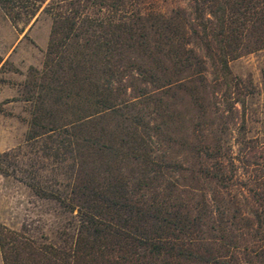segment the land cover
Wrapping results in <instances>:
<instances>
[{
  "label": "trees",
  "instance_id": "1",
  "mask_svg": "<svg viewBox=\"0 0 264 264\" xmlns=\"http://www.w3.org/2000/svg\"><path fill=\"white\" fill-rule=\"evenodd\" d=\"M20 1L24 0H0L14 22ZM45 1L28 0V20ZM201 1L193 0L195 12L202 8ZM212 1L222 14H241L253 10L256 2L264 3ZM123 4L122 0H49L44 6L52 26L43 69L35 72L43 83L25 140L53 139L57 150L70 154L73 175L63 187L29 184L36 195L76 211V225L56 244L37 242L0 225L3 264H264V233L249 251L239 245L236 230L251 228L249 218L220 207L222 200L201 183L203 170L158 165L149 124L137 113L122 112L118 58L127 44L144 43L143 49L147 48L142 21L148 19L139 12L121 13ZM93 7L100 16L91 14ZM176 15L180 12L154 17L155 51L173 55L186 66L190 72L183 79L201 78V61L193 49L175 42L182 37L174 27ZM147 73L138 71L153 84V75ZM28 83L34 85V79ZM112 116L123 119L110 127L104 119ZM8 154H0V172ZM131 159L137 165H122ZM211 170L205 174L214 179L219 169ZM256 202L259 234L264 232V192L258 193Z\"/></svg>",
  "mask_w": 264,
  "mask_h": 264
},
{
  "label": "rangeland",
  "instance_id": "2",
  "mask_svg": "<svg viewBox=\"0 0 264 264\" xmlns=\"http://www.w3.org/2000/svg\"><path fill=\"white\" fill-rule=\"evenodd\" d=\"M48 1L29 20L28 0L20 1L15 22L0 3V154L9 153L0 172V225L37 242L56 244L74 229L76 211L36 195L29 183L63 187L73 175L71 157L57 150L53 139L25 140L43 83L35 72L43 69L50 38L52 17L44 10ZM122 1L121 13L139 12L148 18L142 21L147 48L144 43L127 44L118 58L122 112L137 113L149 124L158 165L203 170L201 183L222 200L220 207L249 218L252 227L236 233L239 245L253 249L264 233H256L254 221L260 211L258 193L264 192V3L256 2L254 11L222 14L212 0L201 1L198 12L193 0ZM175 11L180 15L174 27L182 36L175 42L193 49L201 61V78L183 79L190 70L173 55L155 51L154 17ZM91 14L101 15L97 7ZM222 25L226 32L221 33ZM139 70L153 75V84ZM28 79H34V85L27 84ZM59 113L66 114L61 109ZM120 119L104 121L113 127ZM122 165L137 164L131 159ZM213 167L219 169L214 179L205 174Z\"/></svg>",
  "mask_w": 264,
  "mask_h": 264
}]
</instances>
